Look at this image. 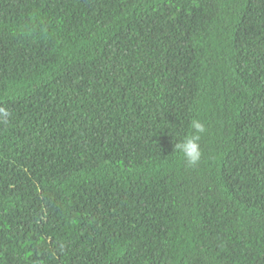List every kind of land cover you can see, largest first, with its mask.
Instances as JSON below:
<instances>
[{
  "label": "trees",
  "instance_id": "obj_1",
  "mask_svg": "<svg viewBox=\"0 0 264 264\" xmlns=\"http://www.w3.org/2000/svg\"><path fill=\"white\" fill-rule=\"evenodd\" d=\"M0 107V264H264V0H0Z\"/></svg>",
  "mask_w": 264,
  "mask_h": 264
},
{
  "label": "clouds",
  "instance_id": "obj_2",
  "mask_svg": "<svg viewBox=\"0 0 264 264\" xmlns=\"http://www.w3.org/2000/svg\"><path fill=\"white\" fill-rule=\"evenodd\" d=\"M218 86L225 87L222 82H220ZM213 105L214 111L217 115L223 113L227 114L226 102L213 100ZM9 115L7 109L0 107V123L6 124ZM190 128L192 130L191 134L185 136L182 141L176 143L175 148L183 154V157L189 166H194L201 160L202 151L200 149L199 141L201 139L200 134L205 132V127L198 119H192Z\"/></svg>",
  "mask_w": 264,
  "mask_h": 264
}]
</instances>
